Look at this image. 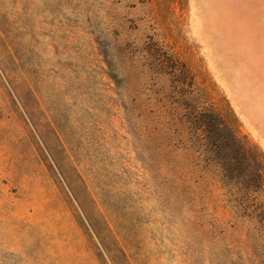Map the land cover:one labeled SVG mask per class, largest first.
I'll list each match as a JSON object with an SVG mask.
<instances>
[{
	"label": "rangeland",
	"instance_id": "obj_1",
	"mask_svg": "<svg viewBox=\"0 0 264 264\" xmlns=\"http://www.w3.org/2000/svg\"><path fill=\"white\" fill-rule=\"evenodd\" d=\"M263 49L264 0H0V264H264Z\"/></svg>",
	"mask_w": 264,
	"mask_h": 264
},
{
	"label": "crops",
	"instance_id": "obj_2",
	"mask_svg": "<svg viewBox=\"0 0 264 264\" xmlns=\"http://www.w3.org/2000/svg\"><path fill=\"white\" fill-rule=\"evenodd\" d=\"M261 50V48H260ZM264 50V49H263ZM264 66V65H263ZM259 65L258 72L261 77H254L250 73L239 72L234 77L228 75L224 78V93L226 100L239 121L243 124L248 135L258 143L264 155V67ZM238 82V84H237ZM237 84V88L235 85ZM260 101L262 105L257 108L254 104Z\"/></svg>",
	"mask_w": 264,
	"mask_h": 264
},
{
	"label": "trees",
	"instance_id": "obj_3",
	"mask_svg": "<svg viewBox=\"0 0 264 264\" xmlns=\"http://www.w3.org/2000/svg\"><path fill=\"white\" fill-rule=\"evenodd\" d=\"M159 63H160V62H159ZM105 64H106L107 68L109 69L110 64H109L108 62H105ZM173 69L176 70L175 67H174ZM110 78L115 82V78H116L115 76L110 77ZM260 153H261V155L264 157V155L262 154L261 151H260ZM263 212H264V210H263ZM258 223L264 224V216L262 217V219H260V220L258 221Z\"/></svg>",
	"mask_w": 264,
	"mask_h": 264
}]
</instances>
